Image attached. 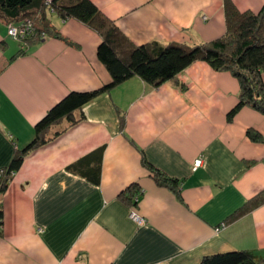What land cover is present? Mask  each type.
<instances>
[{"label":"crops","instance_id":"crops-1","mask_svg":"<svg viewBox=\"0 0 264 264\" xmlns=\"http://www.w3.org/2000/svg\"><path fill=\"white\" fill-rule=\"evenodd\" d=\"M93 1L136 44H195L226 32L225 0ZM232 1L241 11L264 5ZM54 20L79 48L46 38L13 58L21 45L0 19V169L69 91L111 81L97 54L100 35L76 19ZM239 91L231 73L196 61L158 87L135 76L100 95L85 107L84 120L28 153L0 193V264H200L235 250L264 255V202L238 214L264 191V114L244 107L229 122ZM248 129L263 141H252ZM100 148L99 184L69 170ZM201 153L205 163L194 168ZM143 154L179 179L182 199L154 180ZM135 183L143 194L131 207L120 194Z\"/></svg>","mask_w":264,"mask_h":264},{"label":"trees","instance_id":"trees-1","mask_svg":"<svg viewBox=\"0 0 264 264\" xmlns=\"http://www.w3.org/2000/svg\"><path fill=\"white\" fill-rule=\"evenodd\" d=\"M224 10L226 32L216 39L195 44L159 41L136 44L93 0H0V19L7 23L8 36L21 45L13 58L26 53L29 43L46 38H58L79 48L77 43L60 32L54 22L55 18L61 21L76 19L100 35L98 58L111 75L109 83L96 89L69 91L37 121L32 140L23 148L17 147L10 164L0 169V193L6 192L28 153L84 120V109L89 103L135 76L158 87L166 81L176 80L194 62L203 61L214 70L227 71L240 80L241 93L227 114L229 122L244 107L264 114V5L258 12L241 11L232 0H225ZM10 26L18 29L17 36L9 34ZM5 43L2 41L1 45ZM120 128L125 133L126 116L123 112L120 114ZM247 135L252 141H263L261 133L254 129H248ZM130 142L135 145L132 139ZM103 152L104 148H100L68 168L99 184ZM142 161L159 185L168 187L182 199L179 179L154 167L144 154ZM142 194L143 189L135 183L120 197L131 207H136ZM263 202L264 191L238 214ZM3 233L4 206L1 200L0 236ZM263 259V254L253 250H235L207 255L200 264H261Z\"/></svg>","mask_w":264,"mask_h":264},{"label":"built area","instance_id":"built-area-1","mask_svg":"<svg viewBox=\"0 0 264 264\" xmlns=\"http://www.w3.org/2000/svg\"><path fill=\"white\" fill-rule=\"evenodd\" d=\"M9 34L12 35L13 37L17 36V35H18V29L15 28V27H13V26H10V28H9ZM203 160H204L203 156H200V157L196 158V160H195V162H194V163H195V164H194V167H195V168L200 167V166L203 164ZM130 215H131V217H132V218H133L138 224H140V225L145 224V219H144V217H142L141 215H139V214L137 213V211L132 210V212H131Z\"/></svg>","mask_w":264,"mask_h":264},{"label":"rangeland","instance_id":"rangeland-1","mask_svg":"<svg viewBox=\"0 0 264 264\" xmlns=\"http://www.w3.org/2000/svg\"><path fill=\"white\" fill-rule=\"evenodd\" d=\"M185 70V69H184ZM236 79L238 80V82H239V86H240V91H239V95H238V98H239V96H240V93H241V84H240V80L236 77ZM170 81V80H169ZM154 86V85H153ZM154 87H156V86H154ZM200 156H203V158L205 159V155L203 154V153H201L200 155H199V157ZM198 158V157H197ZM196 160V159H195ZM195 160H194V162H195ZM204 163H205V160H203V164L200 166V167H202L203 165H204ZM195 163H193V165H194ZM194 167V166H193ZM195 168V167H194ZM198 168V167H197ZM227 224H226V221H223L221 224H219L217 227V229H218V231H220V230H222V229H224V227L226 226ZM217 229H216V231H217ZM262 264H264V262L262 263Z\"/></svg>","mask_w":264,"mask_h":264}]
</instances>
